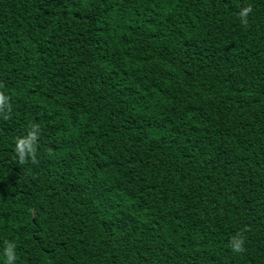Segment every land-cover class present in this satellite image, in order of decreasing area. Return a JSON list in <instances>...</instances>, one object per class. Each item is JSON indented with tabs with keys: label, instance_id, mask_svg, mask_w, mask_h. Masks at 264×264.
<instances>
[{
	"label": "trees",
	"instance_id": "1",
	"mask_svg": "<svg viewBox=\"0 0 264 264\" xmlns=\"http://www.w3.org/2000/svg\"><path fill=\"white\" fill-rule=\"evenodd\" d=\"M0 95V264H264V0H0Z\"/></svg>",
	"mask_w": 264,
	"mask_h": 264
},
{
	"label": "clouds",
	"instance_id": "2",
	"mask_svg": "<svg viewBox=\"0 0 264 264\" xmlns=\"http://www.w3.org/2000/svg\"><path fill=\"white\" fill-rule=\"evenodd\" d=\"M252 12V8H244L241 13L240 17L244 24H247V17L249 13ZM5 97L3 95H0V105L4 104ZM37 139V130L35 127L33 128V131L29 133V135L23 139H20L17 141V148L16 151L20 155V161L21 163L25 162L26 157L32 156L33 160L35 159V141ZM13 245H10L6 249L7 257L9 260V264H13L15 260V256L13 254ZM233 247L236 251H241L243 249V240L239 238H233Z\"/></svg>",
	"mask_w": 264,
	"mask_h": 264
}]
</instances>
